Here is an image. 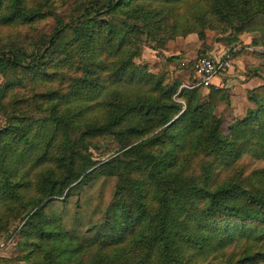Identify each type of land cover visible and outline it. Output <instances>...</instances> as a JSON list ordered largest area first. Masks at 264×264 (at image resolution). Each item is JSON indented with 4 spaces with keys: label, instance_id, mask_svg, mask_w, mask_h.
Masks as SVG:
<instances>
[{
    "label": "trees",
    "instance_id": "obj_1",
    "mask_svg": "<svg viewBox=\"0 0 264 264\" xmlns=\"http://www.w3.org/2000/svg\"><path fill=\"white\" fill-rule=\"evenodd\" d=\"M5 1L0 0V8L7 4ZM140 1L161 4L165 9H155V6L137 9L135 2L138 0H96L84 5L66 20L57 19L43 49L29 56L24 64L12 54V48L0 49L1 71L7 66H18L33 75L39 73L37 69L43 63L42 59L52 52L57 38L70 28L74 35L66 42L65 49L74 51L83 60L84 68L81 75L73 77L61 93L57 91L54 97L52 94L46 95L50 100V110L44 115L12 117L8 124L0 127V171L13 168L20 172L13 178L10 176L14 172L5 176L0 173L4 176L0 175V201L10 197L25 199L23 193L30 189L27 199L35 209L26 215L25 222L32 223L41 213L38 202H34L38 194L61 195L70 183L85 175L90 161L79 166L78 158L81 155L75 150L68 153L63 150L77 144L70 136L69 128L96 117L86 115L84 108L78 105L61 106V103L63 99L98 95L105 87L100 100L103 109L99 119L126 121L134 135L151 133L137 144L127 147L123 156L134 154V149H141L147 143L155 146V149L141 152L144 159L137 169L143 175L133 178L128 203L124 207L121 202H111L107 206L102 221V225L106 226L102 231L105 238L101 240L102 247L97 249L102 260L108 264H143L152 255L161 253L169 264L264 261V252L249 250L234 260L227 258L214 262L236 234L252 236L264 243V181L243 184L234 180L212 185L206 174L201 184L194 177H190L188 182L183 180L180 174L182 158L191 146L199 144L197 139L201 136V128L209 127L208 119H212L209 104L213 103L219 88L209 87L207 101L199 98L196 88H181L179 95L185 101L182 108L181 103L172 98L178 91V80L162 83L158 74L134 64L132 56L124 52L129 30L140 31V26L152 18L154 11L171 13L173 9L170 7L181 0ZM227 3L230 6L236 4L232 0H193L190 5L192 11L188 15H197L199 21L205 18L209 10L226 20L230 15V10L224 9ZM253 4V8L259 9L264 6V1L240 0V19L249 18L254 12L252 10L250 13L249 10ZM19 13L20 10L0 9V22H9ZM117 13L120 17L116 21L103 18ZM188 15L176 14L174 19H187ZM131 18L140 19L143 25H137V21L129 20ZM204 31L205 27L198 25L186 29V32L197 33L203 41L207 37ZM7 53L11 55L5 59L2 55ZM102 53L107 55L104 61L99 59ZM119 85H129L132 90H119ZM254 112V117L250 114L248 118L230 124L225 135L219 134L215 129L216 124H212L211 144H217L216 154L220 159L230 160L238 151L227 150L228 146L237 144L238 134L242 136L252 128L260 133L257 140L260 154L264 151V105ZM252 123L256 124L255 127ZM229 135L230 139L227 138ZM65 143L67 146H64ZM119 160L112 157L93 169L95 172L100 169L111 172L110 165ZM33 166H37L38 170H33ZM258 171V176L264 178V169ZM152 198L155 201L153 207L148 203ZM40 234L43 237L36 238L34 243H43L46 238L53 240L58 232L50 228L47 232L40 231ZM61 249L58 248L55 254L58 255ZM4 260L12 259L0 257V262ZM57 264H62V260L59 259Z\"/></svg>",
    "mask_w": 264,
    "mask_h": 264
},
{
    "label": "rangeland",
    "instance_id": "obj_2",
    "mask_svg": "<svg viewBox=\"0 0 264 264\" xmlns=\"http://www.w3.org/2000/svg\"><path fill=\"white\" fill-rule=\"evenodd\" d=\"M95 1L6 0L7 4L0 9L20 10V13L9 22H0V49L12 48V54L24 64L29 56L43 49L57 19L66 20L84 5ZM192 1H179L170 7L173 9L171 13L154 11L152 18L146 20L144 26H140V31L129 30L128 45L124 52L132 56L134 64L158 74L162 83L178 80V91L172 98L180 102L182 108L185 101L179 95L181 88H196L202 101L208 100L206 95L209 87L219 88L213 103L209 104L212 115V119H208L209 127L201 128V136L197 139L199 144L191 146L184 153V157L182 155L180 174L184 181L188 182L190 177H194L201 184L202 179L208 175L212 185L234 180L243 184L260 183L264 181V178L258 176V169H264V151L260 154L261 148L257 143L260 138L259 131L252 128V131L246 130L242 136L239 133L238 143L227 148L238 151L230 160L218 157V146L211 144V135L214 131L213 123L216 124L217 132L225 135L230 124L244 120L250 114L254 117L253 111L264 105V96L261 97L264 93V6L255 9L253 4L249 10L250 13L252 10L254 12L249 18L240 19V0H232L236 4L230 6L227 3L224 7L230 10L226 20L207 10L205 18L197 21V15H188L192 11ZM135 3L137 9H150L152 6L155 9L162 8L161 4L140 0ZM183 13L188 15L187 19H174L176 14ZM118 17L119 13L105 15L103 18L106 21H116ZM129 20L143 25L140 19ZM191 25L205 27L207 37L204 41L197 33L186 32ZM72 35L74 32L70 28L62 32L52 46V52L42 59L43 63L37 69L39 73L31 75L29 71L18 66H7L0 70V127H4L14 117L44 115L50 110V100L46 95L52 94L54 97L57 91L61 93L73 77L81 75L84 71L83 60L74 51L65 49V44ZM225 54L228 57V66L218 75L217 83L212 82L209 86L198 84L193 67L195 59L200 55L219 58ZM7 55L11 54L2 56L5 58ZM106 56L102 53L100 61L106 60ZM233 58L239 60L240 76L251 79L239 91H236L237 86L234 84L221 86V81L225 78L226 81H231L232 77H237L234 69L238 67L235 63V68L232 67ZM96 71L99 69L96 68ZM125 88L132 90L129 85L118 87L119 90ZM105 91L106 88L103 87L98 95L63 99L61 103V106L78 105L84 108L86 115L92 114L96 117L94 120L71 126L69 134L77 144L63 150L64 153L71 150L78 152L81 155L78 158L79 166L90 161L85 175H80L70 183L61 195H45V192L38 194L34 202H38L41 213L32 223L25 222L26 215L35 209L27 199L30 189L23 193L25 199L10 197L0 201V257L12 259L4 260L0 264H57L59 259L62 264H108L97 253V249L102 247L101 240L105 238L102 235L106 228L102 225L105 211L111 202H121L122 207L128 203L132 195L133 178L143 175L137 169L144 159L141 152L155 149V146L147 143L141 149H134V154L123 156L122 153L127 147L137 144L151 133L134 135L129 131L126 121L112 122V118L100 120L99 114L103 109L100 100ZM252 125L255 127L256 124ZM38 138L37 136V140ZM227 138L230 139V135ZM64 146H67L66 143ZM112 157L120 160L110 165L111 172L106 173L101 169L95 172L93 168ZM32 169L38 170L37 166ZM12 172V178L20 173L13 168L0 171L4 176ZM2 174L0 175L4 177ZM154 202L152 198L148 203L153 207ZM50 228L58 232L53 240L46 238L43 243H34L36 238L43 237L40 231L47 232ZM61 247V252L56 255L55 251ZM223 249V253L214 262L225 261L227 258L229 261L234 260L249 250L264 252V243L256 241L252 236L236 234ZM143 264L169 263L160 253L152 255ZM244 264H264V261L256 260Z\"/></svg>",
    "mask_w": 264,
    "mask_h": 264
},
{
    "label": "built area",
    "instance_id": "obj_3",
    "mask_svg": "<svg viewBox=\"0 0 264 264\" xmlns=\"http://www.w3.org/2000/svg\"><path fill=\"white\" fill-rule=\"evenodd\" d=\"M227 66V54L219 58L210 55L198 56L193 63L197 83L204 86L211 85L212 78L218 77V75L222 74Z\"/></svg>",
    "mask_w": 264,
    "mask_h": 264
},
{
    "label": "crops",
    "instance_id": "obj_4",
    "mask_svg": "<svg viewBox=\"0 0 264 264\" xmlns=\"http://www.w3.org/2000/svg\"><path fill=\"white\" fill-rule=\"evenodd\" d=\"M238 61L239 60L236 61V59L234 60V58H233V66L232 67H234V68H235V66L238 67L237 69H234L235 70V74L237 75V77H232L231 81H226V78H225L224 81L223 80L221 81V86H227V85L229 86L230 84H234V85L237 86V90L236 91H239L241 86L242 87L247 86L248 82H250V80H251L250 78L246 79V77L240 76V73H239L240 72L239 71L240 67L238 66L239 65ZM234 63H235V66H234ZM232 74H234V73H231V75ZM217 80H218V77L212 78V82L217 83ZM239 80H241V81L239 82Z\"/></svg>",
    "mask_w": 264,
    "mask_h": 264
}]
</instances>
